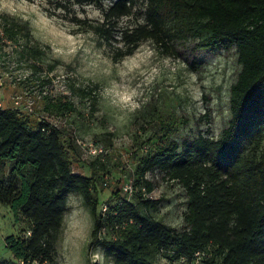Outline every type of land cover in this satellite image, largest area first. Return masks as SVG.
Segmentation results:
<instances>
[{
  "label": "trees",
  "instance_id": "obj_1",
  "mask_svg": "<svg viewBox=\"0 0 264 264\" xmlns=\"http://www.w3.org/2000/svg\"><path fill=\"white\" fill-rule=\"evenodd\" d=\"M143 2L139 11L138 0H55L68 11L73 5H97L104 22L93 25L78 16L73 20L95 27L107 42L114 39L117 19L139 11L142 19L121 32L115 60L132 54L145 40L167 51L187 41H193V50L235 48L241 67L230 87L227 125L217 138L202 132L178 138L175 120L163 121L161 134L148 141L136 161L133 192H115L116 199L99 208L96 181L98 170L106 168L103 143L95 142L103 145V154H88L93 157L91 174L75 172L78 141L65 138L64 129L45 118L32 123L18 105L1 106L0 202L23 226L5 237L13 259L0 258V264H55L71 193L80 194L90 210L89 246L101 245L115 264H156L159 255L169 264H264V0ZM5 41L16 46L19 59L31 60L33 72L41 71L46 51L27 21L0 15V49ZM74 90L83 100L92 98L94 110L98 85ZM45 97L51 114L77 111L68 98ZM155 171L185 190L180 228L155 216L159 200L147 195L154 183L146 178Z\"/></svg>",
  "mask_w": 264,
  "mask_h": 264
},
{
  "label": "rangeland",
  "instance_id": "obj_2",
  "mask_svg": "<svg viewBox=\"0 0 264 264\" xmlns=\"http://www.w3.org/2000/svg\"><path fill=\"white\" fill-rule=\"evenodd\" d=\"M143 3L138 0L139 11ZM139 11L117 19L114 39L107 42L87 24L105 21L97 5H73L68 11L58 8L55 0H0V15L27 21L34 40L46 51L41 71L33 72L31 60L19 59L16 46L5 41L0 49V101L6 106H16L18 101L32 123L45 118L64 129L65 138L78 141L81 150L77 146L80 154L73 158L75 172H92L93 157L80 144L103 143L106 168L98 170L96 181L99 208L114 201L116 193L126 194L123 184L132 181L137 159L148 141L161 134L163 121L175 120L181 134L178 138L198 132L219 137L230 118V87L241 67L235 48L193 50V41L177 43L174 51H167L145 40L132 54L115 60L122 46L121 32L142 19ZM74 16L86 18L87 23L76 24ZM194 59L198 67H194ZM43 78L48 81L42 82ZM95 84L93 110L92 98L83 100L74 89ZM45 95L51 100L68 98L77 111L51 114L45 109L49 100ZM146 176L154 183L153 198L159 200L155 216L180 228L186 210L185 190L159 171ZM67 206L55 264H115L101 245L89 246L93 219L81 195L69 194ZM22 226L23 221H16L11 208L0 202V258L13 259L5 237L19 233ZM155 263L169 264V260L159 255Z\"/></svg>",
  "mask_w": 264,
  "mask_h": 264
},
{
  "label": "built area",
  "instance_id": "obj_3",
  "mask_svg": "<svg viewBox=\"0 0 264 264\" xmlns=\"http://www.w3.org/2000/svg\"><path fill=\"white\" fill-rule=\"evenodd\" d=\"M15 103H16V106L19 104L18 101H16ZM1 106H4L2 101H0V107ZM29 109L32 110L31 107H29ZM81 144L83 146L85 145L84 148L88 152L89 155H101L104 153V147L102 144H97L95 142H87V143L83 142ZM122 187H123L124 192H126V193H132L134 190L133 185H132V181L126 182L125 184H123ZM153 192H154V190L150 193H147V195L149 197H153Z\"/></svg>",
  "mask_w": 264,
  "mask_h": 264
}]
</instances>
